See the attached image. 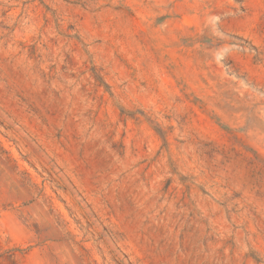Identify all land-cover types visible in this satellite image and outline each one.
Here are the masks:
<instances>
[{"label": "rangeland", "instance_id": "obj_1", "mask_svg": "<svg viewBox=\"0 0 264 264\" xmlns=\"http://www.w3.org/2000/svg\"><path fill=\"white\" fill-rule=\"evenodd\" d=\"M0 264H264V0H0Z\"/></svg>", "mask_w": 264, "mask_h": 264}]
</instances>
